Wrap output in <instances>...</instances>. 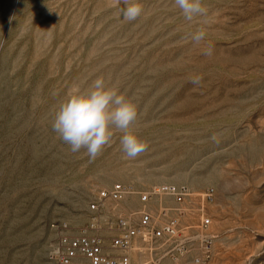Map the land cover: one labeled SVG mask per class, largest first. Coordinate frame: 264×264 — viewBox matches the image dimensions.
<instances>
[{"label": "rangeland", "instance_id": "1", "mask_svg": "<svg viewBox=\"0 0 264 264\" xmlns=\"http://www.w3.org/2000/svg\"><path fill=\"white\" fill-rule=\"evenodd\" d=\"M139 2L126 21L116 0H0V264H49L52 225L87 222L115 182L213 188L212 264H264V0H202L192 21L174 0ZM97 78L136 105L135 158L120 130L93 159L52 129Z\"/></svg>", "mask_w": 264, "mask_h": 264}, {"label": "built area", "instance_id": "2", "mask_svg": "<svg viewBox=\"0 0 264 264\" xmlns=\"http://www.w3.org/2000/svg\"><path fill=\"white\" fill-rule=\"evenodd\" d=\"M213 188L185 183L134 189L115 182L88 201L87 222L52 225L49 264H212Z\"/></svg>", "mask_w": 264, "mask_h": 264}, {"label": "clouds", "instance_id": "3", "mask_svg": "<svg viewBox=\"0 0 264 264\" xmlns=\"http://www.w3.org/2000/svg\"><path fill=\"white\" fill-rule=\"evenodd\" d=\"M123 4L121 9L126 21H135L143 11L139 0H116ZM185 20L192 21L196 17H206L207 9L202 0H174ZM205 38V32L198 30L191 34V39L199 44ZM209 45L204 55L211 56ZM201 77L191 79L198 85ZM136 105L118 89L107 87L103 78H97L88 89L73 87L67 98L59 105L52 129L73 153L86 149L90 158H95L108 145L113 137V129L122 131L120 143L128 158H135L142 153L146 144L131 132L127 131L137 118Z\"/></svg>", "mask_w": 264, "mask_h": 264}]
</instances>
